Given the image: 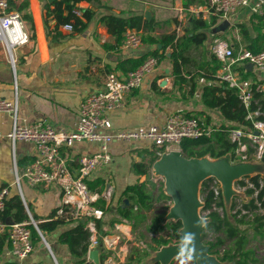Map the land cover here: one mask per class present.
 Segmentation results:
<instances>
[{"label":"crops","instance_id":"1","mask_svg":"<svg viewBox=\"0 0 264 264\" xmlns=\"http://www.w3.org/2000/svg\"><path fill=\"white\" fill-rule=\"evenodd\" d=\"M28 1L27 13L31 14L34 20V42L37 54H32L31 50H28L27 54L20 58L19 65L17 64L16 66L18 82V89L16 90L13 66L10 60L3 56V51L0 49V98L13 99L18 95L21 123L45 120L56 129L67 131L75 128L79 118L80 104L87 95L102 90L110 73H127L115 69L118 59L138 57L152 50L150 46H145L141 50L127 49L124 46L117 49L115 37L108 31L106 24L100 21V17L111 13L121 16L143 14L147 20L154 19L157 23L156 30L162 24V21L166 24L171 22L169 17L174 10L181 13L180 17L182 20L183 12L188 16L191 14L189 10L192 7L204 6L195 2L190 3L189 7L186 8L184 2L189 0H84L73 7L70 15L77 18L85 15L86 23H81V21L78 22L76 19L73 20L71 18L68 24H61L55 20L53 6L48 4L51 3L49 0ZM45 3L52 9V28L50 31L47 28L44 16ZM251 13H253L251 9L245 8L236 14H238L239 20L248 22V17ZM65 14H68L67 10H65ZM76 24L79 25L76 26ZM171 27L172 29H178L179 37H183L184 29L181 28V24L177 25L173 22ZM72 28L77 30L72 33L70 31ZM62 32H64L63 35ZM143 32L145 37V31L143 30ZM157 45L160 46L161 44ZM0 46L3 45L0 43ZM102 46L107 48H102ZM197 54L196 50L192 52L193 61L191 63L197 60ZM199 59L203 61V56L199 57ZM162 67L161 65L160 68L149 74L142 88L135 89L127 96L126 107L110 113L113 130L137 129L150 125L161 126L164 124L167 115L177 109L185 110L194 115L207 114L208 118H214L219 123H226L218 109L207 107L204 103L199 104L200 106H193V97L189 95L185 97L186 101L180 102L179 98L174 100L172 89L175 85H178L176 84L175 76L168 74L171 72L173 65L164 67L165 73L168 74L166 77H162ZM248 67L255 75L257 74L256 68L251 65H248ZM197 71L195 69L193 73ZM261 71H264V69H261ZM192 75H187V77L190 78ZM251 77L255 78L257 76ZM165 80L166 83L163 84ZM184 87L186 88L187 85H184ZM182 97L184 98V95ZM12 125L13 116L10 113H0V132L3 133L0 136V190L3 187H8L10 190L9 196L19 192L16 185L14 157L18 168L23 169L27 165H19L18 160L28 163L35 159L36 155V146L33 142L18 140L15 147H13L10 139L6 136ZM150 145L148 141L133 144L113 141L109 144L112 161L107 166H102L99 171L93 172L89 179L91 190L96 195L98 194L95 201L90 205L102 213L98 224L102 223L103 212L106 217L109 209L114 206L124 188L138 180L139 177L133 168V162L135 160L145 162L149 151L153 152L150 149ZM99 147L100 144L98 142L83 140L76 142L71 148L62 149V155L66 159L69 168L67 177L70 187L69 192L76 180L74 176L81 169L80 158L96 154L99 151ZM110 187L112 188V197L107 199L105 193ZM69 192L56 182H53L48 188L41 185L31 187L27 184L26 190L23 189L22 198L30 216L33 217L28 208V203L32 205L34 212L40 216V220L36 221L38 224V222L48 219L56 207L64 204V198L68 196ZM126 202L128 203L125 200L120 205ZM66 208H69V206ZM59 210L55 217L68 218V220L64 219L65 221L54 231L43 235L42 240L35 243L34 252L22 260L23 264L54 263L53 258H57V255L61 258L66 257L68 264L76 263L77 259L71 255L68 246L60 241V234L73 225L69 221L71 219L69 216L71 215L60 216ZM225 210L229 211L227 206ZM108 216L109 220L111 217L110 215ZM83 217L87 216L74 220H80ZM205 217L210 222L211 217L208 215ZM88 218L92 219V217ZM7 221L15 222L12 218H8ZM109 221L111 222V220ZM114 223H116L115 225L119 224L120 229L129 236H131V231L132 233L134 232L131 224L124 222ZM106 235L112 236L107 239L110 243L109 245L117 242V236L112 233ZM106 235L103 233V238ZM223 235V232H217L215 240L211 241H216L218 236ZM226 246L227 244H224L217 249L222 254ZM125 250L126 248H124ZM212 254L218 257L217 254ZM12 257L16 258L6 247L3 254L0 255V264L6 260L13 259ZM16 260L18 259L16 258ZM18 261L21 263L20 260ZM220 261L222 264H234L231 261Z\"/></svg>","mask_w":264,"mask_h":264},{"label":"trees","instance_id":"2","mask_svg":"<svg viewBox=\"0 0 264 264\" xmlns=\"http://www.w3.org/2000/svg\"><path fill=\"white\" fill-rule=\"evenodd\" d=\"M81 1L84 0H54L48 4L53 6L55 20L61 24H68L71 21L70 11ZM208 1L189 0L184 2V6L188 8L190 3L195 2L206 5ZM11 3L22 12L29 6L28 0H11ZM65 10L68 11V14H65ZM24 18L30 22L34 30L35 26L32 15L25 12ZM101 20L107 24L108 31L115 37L117 49H120L123 45L124 33L128 28L153 32L157 27L154 19L147 20L143 14L121 16L111 13L103 15ZM218 22L219 17L214 14L210 15L209 18H205L202 14L200 16L189 14L184 26V35L182 38H177L174 33L163 34L159 41L162 44L161 48L158 47L150 50L138 57L118 59L115 65L117 71L128 72L139 67L150 55L158 56L162 62L167 57V48H173L170 56L173 64L171 75L175 76V80L180 83V87L187 85L189 89L187 90L184 87L182 94L185 97L187 95L194 97L200 91V99L204 105L218 109L226 122L218 130L214 131L210 137L188 138L183 140L179 148L182 154L189 158H201L206 155H210L212 158H219L227 154H230L232 159L237 158V144L228 138L229 128L249 127L252 125L251 120L247 119L249 112L256 111L258 107H261V111L264 112V92H257L255 94V100L257 102L254 100L250 108H246L239 98L236 88L229 87L226 82L217 80L216 73L222 64L212 51L205 55L203 61L198 64L197 72L185 71V65L193 61L192 52L204 45L208 40V30ZM238 27L241 29L245 42L244 48L254 53L264 50V15L253 12L249 15L248 22L242 21L238 24ZM176 40L177 42H175ZM238 69L241 71L243 78L256 76L249 67L241 66ZM191 74L193 75L188 78L187 75ZM202 79H205V84L200 83ZM258 118L264 119V114H261ZM253 152L254 149L249 147L248 153L252 154ZM149 153L152 155L149 166L143 161L133 162V168L139 177L138 180L124 188L114 203V206H111L109 212L106 214L110 215L111 218L109 220L112 223L124 222L131 224L133 231L139 227L144 228L138 233V238L136 237L135 240L137 245L131 247V252L125 264L144 262L153 252L159 250L163 245L183 242V236L180 233V229L183 226L181 220L174 221L171 219L164 222L165 214H155L150 220L149 211L153 209L155 199L172 198L165 193L163 188L160 190L158 197H155L153 191L150 189V186L154 187L156 185L150 179V168L160 157L155 152L149 151ZM33 160L28 163L25 161L24 163L23 160H18V163L19 165H28ZM143 177H147V179L143 180ZM213 179V177H209L201 184L200 193L204 201L203 211L212 209L214 203L216 206L223 207L225 210L222 193L220 192L219 195H216L214 190L211 189V181ZM262 181H264V177L261 174L246 175L236 181L238 186L245 188L247 196L250 197L248 201L241 202L243 209L248 210V213H242L241 209L236 213H228L225 210L223 216L216 210L209 212L208 216L211 217V220L203 227L202 237L204 242L210 245V253L217 254L220 260L231 261L234 264L261 263V259L256 254V251L248 245L251 234L255 238H264V213L260 211V208H264V184H262ZM250 183L253 186H250ZM88 185L91 190V183L88 182ZM125 200L128 203L126 202L120 205ZM258 203H260V206ZM237 205L238 203L234 202L232 209ZM67 206L69 205L61 204L51 212L48 219L38 222L37 225L43 235L54 231L65 221L64 219L66 218H56L55 216L58 214L60 208L68 211ZM28 208L32 213L33 219L39 221L40 216L34 212L30 203H28ZM8 218H12L15 222H28V227L32 233V241L36 243L42 240V236L32 223V217L19 192L8 196L6 199L2 219L7 221ZM69 221L73 225L60 234V241L68 246L71 255L77 259L76 263H82L89 249L87 233L81 220L70 219ZM99 228L100 224H98L97 220L98 234L101 233V229ZM207 230L223 232L224 235L218 236L216 241H205V238L208 236ZM111 233L109 230L104 232L105 235ZM148 233L153 234L151 240H147ZM227 240L230 243L223 249V253L221 254L217 248L226 244ZM9 245L7 234L0 233V255L3 254L6 247H10ZM111 253L107 250L103 251L100 256V261L103 262ZM190 254L192 255V251H190ZM12 258L1 264H20L17 257L18 260L15 257ZM194 262L196 264L195 258ZM154 264L160 263L156 262Z\"/></svg>","mask_w":264,"mask_h":264},{"label":"built area","instance_id":"3","mask_svg":"<svg viewBox=\"0 0 264 264\" xmlns=\"http://www.w3.org/2000/svg\"><path fill=\"white\" fill-rule=\"evenodd\" d=\"M14 6L11 0H0V43L3 45L13 66L15 88L17 90L16 52L18 48L30 42L31 35L27 29L23 13ZM245 8L264 15V0H209L208 4L192 7L189 11L196 16L202 14L205 18H209L210 15L214 14L219 17V21H229L232 15ZM144 42L143 30L128 28L124 33L122 46L127 49H137ZM169 48L173 50V48ZM212 52L222 64L216 73L217 80L226 82L229 87L236 88L243 104L246 108H250L255 100V94L264 92V81L259 77L243 78L238 68L251 65L258 70L264 69V50L254 53L242 47L236 52L227 39L216 37L213 39ZM161 65L162 62L158 56L150 55L134 70L127 73H110L102 90L87 95L82 100L77 124L74 129L69 131L56 129L45 120L21 123L18 95L13 99L0 98V113H10L13 116L12 128L6 134L13 147H15L18 140L33 142L36 146L35 159L23 169L18 168L14 157L16 185L21 196L23 197V178L31 187L41 185L48 188L53 182H56L69 192L70 187L67 181L69 168L66 159L62 155V149L71 148L76 142L87 140L100 144L99 151L96 154L80 158V176H82L87 168L86 160L99 157L104 162L102 163L103 167L110 164L112 156L109 152V144L113 141H122L128 144L148 141L151 144L150 149L161 157L163 153L169 152L172 146H180L185 139L210 137L214 131L218 130L224 123H219L214 118H208L207 114L194 115L181 109L171 111L161 126L150 125L137 129L113 130L110 113L126 107L127 96L135 89L142 88L149 74L160 68ZM201 82L206 83L205 79H202ZM255 102L257 101L255 100ZM261 114H264V112L261 111V107H258L256 111H251L247 115V119L251 120V126L232 127L228 130V138L237 144V155L244 160L249 158V147L254 149L253 154L258 158H264V119L258 118ZM2 135L3 133L0 132V136ZM213 178L215 182H218L219 179ZM262 184H264L263 181ZM250 186L253 185L250 183ZM74 189L75 185L69 192L70 194L64 198V204H71L75 208L76 213L69 216L71 219L82 217L78 214L77 205L71 200ZM211 189L214 190L216 195L222 193L220 186L211 184ZM9 193L8 187H3L0 190V233L7 234L10 244V247H8L9 252L21 261L20 264H23L22 260L34 252L35 243L32 241V233L28 227V222H8L2 219ZM94 201L95 198L89 200L90 203ZM258 204L260 206V203ZM239 209L242 210V213H248V210L243 209L241 203L234 209L231 207V213H236ZM211 210L218 211L222 216L225 212L223 207H218L215 203L212 209L207 210L206 215ZM260 211L264 213V208H260ZM65 212L68 211H64L63 208L59 210L60 215ZM40 234H42L41 231ZM39 264L59 263L54 261V263Z\"/></svg>","mask_w":264,"mask_h":264},{"label":"rangeland","instance_id":"4","mask_svg":"<svg viewBox=\"0 0 264 264\" xmlns=\"http://www.w3.org/2000/svg\"><path fill=\"white\" fill-rule=\"evenodd\" d=\"M27 12V9L23 12V14ZM51 14H52V9L49 5H47L45 3L44 5V16H45V21H46V25L48 30L50 31L52 28V19H51ZM180 12L174 10V12L170 15L169 17V21H171L170 23L172 24L173 22L178 24H181V28L184 29V22H187V14L185 12H183V19L181 20L180 17ZM238 14L231 16L230 18V22L231 24L229 26H225L223 25V20L219 21L214 27H212L211 29L208 30L209 33V38L208 40L204 43V45H202L201 47H199L196 50V53H198V57L197 60L193 63H190V65H185V71L186 70H190V71H194L195 69H197L198 64H200L202 62V59H199V57L204 56L211 53L210 51H212V46L213 45V39L214 37H221V38H225L229 41V43L231 44V46L234 48V50L237 52L239 51L242 47L245 46V42L244 39L242 37V32L241 29L238 27V24L240 22H242V20H239V17H237ZM187 16V17H186ZM85 15L80 16L79 18L74 17L73 15L71 16V18L73 20H77L78 22L81 21V23H86L85 20ZM102 17H100V21ZM162 24L159 26V28H157L155 31L153 32H146L145 31V42L144 44L139 47L136 50H141L143 49V47H151L152 50L158 48L159 46L157 44H159L160 41V37L163 34L166 33H174L176 35L177 38L179 37V32L178 29H172L171 24H166L163 21L161 22ZM26 24H27V29L30 32L31 35V40L30 42L25 45L22 48H19L16 52V58L17 60V64L19 65L20 62V58H22L24 55L27 54L28 50H31L32 54H37V48L35 45V38H34V30L32 29V26L30 24L29 21L26 20ZM186 24V23H185ZM79 24H76V26ZM82 25V24H81ZM80 25V26H81ZM107 25V24H106ZM49 26V27H48ZM77 29L72 28V30H70L72 33L75 32ZM64 34V32H62V35ZM181 34V33H180ZM115 40V39H114ZM212 42V43H211ZM161 44V43H160ZM162 47V46H161ZM159 47V48H161ZM102 48H107L106 46H102ZM0 49L3 51V56L7 58V60H9L8 58V54L6 53L5 49L3 46H0ZM173 50H171L170 48H167V57L162 61V77H166L168 74H171L172 70L170 73H165L164 71V67H170L172 64V61L170 59L171 53ZM9 64V63H8ZM244 64V63H243ZM242 64V65H243ZM173 65V64H172ZM169 71V70H168ZM257 74L256 76L261 78L264 81V71L261 70H256ZM15 76V75H14ZM172 76V75H171ZM15 80V79H14ZM200 83L203 84L200 80ZM176 84L178 86H174L172 89V93H173V99L176 100V98H179L180 102L186 101L185 96L184 98L182 97V92L184 90V86L180 88V83L177 81ZM15 85V84H14ZM167 85V84H166ZM165 85V86H166ZM187 90H189L186 87ZM200 91L192 98V102H193V106H200L199 104H202L203 102L200 99ZM219 115V114H218ZM180 150L179 146H172L171 150ZM254 153V152H253ZM249 154V158L248 160H244L242 157L237 155V158L232 159L231 155H228L226 158L224 157L223 160L225 159L230 165H234L236 163H242V162H247L250 161L252 163H257L259 165H264V158L260 159L258 158L256 155L254 154ZM149 154V155H148ZM147 154V160L145 161L146 164H148L149 166V162L151 160V154L148 153ZM149 157V158H148ZM204 159H208V160H215L218 161V159L216 158H212L210 155H206L205 157H203ZM222 160V159H220ZM136 161V160H135ZM81 166V165H80ZM77 171V170H76ZM150 179L153 180L155 182V186L152 187L150 186V189L153 191L155 197H158V195L160 194V190L163 188L164 191H166V183H165V177L162 176L161 174H158L155 170V167L152 166L150 168ZM22 174V172H20ZM259 173V172H258ZM258 173H254L251 175H255ZM262 177H264V169L261 171ZM81 175V170H78L77 174L74 176L75 179H78ZM243 176H241L242 178ZM149 178V177H148ZM239 178V179H241ZM147 177H143V180H146ZM236 179L233 183V196H232V200L227 201L228 205L237 202L238 204H240L241 202H246L250 199V197L247 196L246 192H245V188H242L240 186H238V184L236 183L237 180ZM264 182V181H263ZM211 184L214 186H220L221 189H223L222 187V182L220 180H218V182H215L214 180L211 181ZM27 187V182L25 181V179H22V188L26 190ZM200 188H201V184L199 186V194H200ZM70 194V193H69ZM223 198H224V193L222 192ZM226 203L225 199H224V204ZM173 206V200L172 199H168V198H162V199H155L154 201V207L153 209H151L149 211V216H150V220L151 218L155 215V214H165L164 216V221L168 220V216L171 212V208ZM200 211V215L204 218L206 215V211L202 210V207H200L199 209ZM73 213H76L75 208L70 204L69 208H68V212L67 213H63V215H71ZM104 212H103V217H102V223L100 224V228L101 229V233L100 234H96V231H91L90 230V221L91 218L88 217H83L82 219H80L85 227L86 233H87V237H88V241H89V249L87 252V255L84 258V261L82 263H75V264H86L88 262H90L91 264H125L128 255L131 252V247L133 245H137V243H135L136 240V236L138 238V233L140 232V230H143L144 228L139 227L137 228L133 233L131 231V236L127 235V233H125L124 231H122L119 227V224L115 225L116 223H112L108 220V215H106V217L104 216ZM62 215V216H63ZM61 216V215H60ZM68 220V218L66 219ZM105 231H112V234L118 237V240L115 244L113 245H109L110 243L107 241L108 237H112V236H104L103 238V233ZM208 236L205 238V241H211V240H215L216 238V233L215 231H211V230H207ZM153 234H147V240H151ZM114 237V236H113ZM92 244H94V249L93 251L96 253V258H92L91 257V250H92ZM226 244H229V241H226ZM249 247L253 248L256 251V254L258 255V257L261 259V263H264V238L261 237H253L251 234L250 237V242H249ZM124 248H126V250L124 251ZM110 251L112 252L110 256H108V258H106L103 262L100 261V256L102 254L103 251ZM68 252V250H67ZM58 259L56 257L53 258V260L56 262H58L59 264H68V260L67 258H61L59 255H57ZM192 259L191 260H187L186 264H194V255L192 254ZM158 258V253L157 252H153L152 255L145 260L144 262L138 263V264H154L156 262V259ZM184 259V257H178L176 259H174L172 262V264H181V260ZM160 264H165V262L163 261H159ZM168 264H171L168 263Z\"/></svg>","mask_w":264,"mask_h":264},{"label":"water","instance_id":"5","mask_svg":"<svg viewBox=\"0 0 264 264\" xmlns=\"http://www.w3.org/2000/svg\"><path fill=\"white\" fill-rule=\"evenodd\" d=\"M49 1L52 2L54 0ZM223 25L229 26L230 22L224 20ZM161 46L162 44L159 47ZM165 83L166 80L163 84ZM228 155L230 154L216 158L218 161H215L204 159L203 157L189 158L184 156L181 150H172L163 153L153 164L156 172L165 177V193L173 200V206L167 221L171 219L174 221L181 220L183 226L180 229V233L182 236H184L185 233L195 234L194 248L191 245L186 246L184 242L163 245L159 250L155 251L158 253L156 262L163 261L165 264H168L175 258L182 256L180 249L186 248V252L189 249L192 251L196 264H222L217 256L210 253V245L206 244L202 237V230L208 223V218H203L200 215L199 209L200 207L203 208L204 201L201 197V193L199 194V186L209 177H216L219 179L222 182V192L224 193L226 206L229 210L228 212L231 213L230 210L232 206L231 204L228 205L227 201L232 200L234 194V181L241 178V176L258 172L261 173L264 169L263 164L259 165L250 161L230 165L225 159L223 160V158H226ZM32 223L40 232L33 217ZM90 255L92 258H96V253L94 251L91 252ZM86 264L91 263L88 262Z\"/></svg>","mask_w":264,"mask_h":264},{"label":"bare ground","instance_id":"6","mask_svg":"<svg viewBox=\"0 0 264 264\" xmlns=\"http://www.w3.org/2000/svg\"><path fill=\"white\" fill-rule=\"evenodd\" d=\"M86 162L87 168L85 169V174L75 182V189L72 193L71 200H73L77 205L79 216L92 217L90 221V230L93 232L96 231V234H98L97 220L100 219L99 217H101L102 213L100 210H96L90 205L91 203L89 202V200L96 198L97 195L95 194V192L90 190L88 182L90 179V175L93 172L99 171L103 166L102 163L104 162L99 157H96L92 160H86ZM105 194L107 195V199H110L112 197V188L110 187ZM94 247V244H92V252Z\"/></svg>","mask_w":264,"mask_h":264},{"label":"clouds","instance_id":"7","mask_svg":"<svg viewBox=\"0 0 264 264\" xmlns=\"http://www.w3.org/2000/svg\"><path fill=\"white\" fill-rule=\"evenodd\" d=\"M183 242L186 246L191 245L194 248L195 244V234L194 233H185L183 236ZM180 252L184 259L181 260V264H186L187 260H191L192 256L190 254V249L186 252V248H181Z\"/></svg>","mask_w":264,"mask_h":264}]
</instances>
